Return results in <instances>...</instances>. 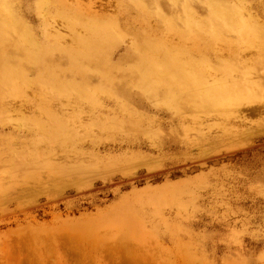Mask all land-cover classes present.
Here are the masks:
<instances>
[{
	"label": "rangeland",
	"instance_id": "rangeland-1",
	"mask_svg": "<svg viewBox=\"0 0 264 264\" xmlns=\"http://www.w3.org/2000/svg\"><path fill=\"white\" fill-rule=\"evenodd\" d=\"M260 28L264 0H0V264H264Z\"/></svg>",
	"mask_w": 264,
	"mask_h": 264
},
{
	"label": "bare ground",
	"instance_id": "bare-ground-1",
	"mask_svg": "<svg viewBox=\"0 0 264 264\" xmlns=\"http://www.w3.org/2000/svg\"><path fill=\"white\" fill-rule=\"evenodd\" d=\"M218 17H220V18L224 21V23H225L229 28H231L232 30H237V29H238L239 31H241V32L244 31V33H246L245 31H247V28H246V27H242V26H240L239 24H238L239 26H235V27L232 28L233 25L230 23V19H228V18H226L225 16H223L222 13H219V14H218ZM190 20L193 22V18H191ZM244 24H245V23H244ZM249 24H250V23H249ZM249 24H248V25H249ZM110 25H111V24H110ZM201 25H202V24H201ZM235 25H236V24H235ZM198 26H199V25H198ZM246 26H247V24H246ZM250 26H251V25H250ZM199 27H200V26H199ZM250 28H251V27H249L248 31H250ZM260 29H261V28H260ZM251 30H252V28H251ZM257 30H258V29H257ZM252 31H253V30H252ZM261 31H264V29H263V30L261 29ZM236 32H237V31H236ZM251 33H252V32H251ZM251 33H249V34H251ZM253 33H254V31H253ZM249 34H246L247 37H250ZM251 35H252V34H251ZM258 36H259V35H258ZM167 50H170V49L168 48ZM261 55H262V54H261ZM258 57H259V61H264V56H258ZM157 58L159 59L160 57H157ZM157 58L154 57V58H153L154 60H152V61L155 62ZM147 60H148L147 57L144 56V57H143V61H144V62H147ZM249 61H250L249 64H250V65H253L254 62H255V59H254V61H252V60L249 59ZM253 66H254V65H253ZM4 68H5V66H4L3 62L0 61V71L3 72V73L5 74V71H6V70H4ZM251 71H252V70H251ZM144 72H145V73H148L147 71H144ZM252 73H253V72H252ZM18 74H19V72H18ZM16 75H17V74H16ZM16 75L13 73L12 76H13L14 78L17 77V79L19 80L20 78H18V76H19L20 74H19L18 76H16ZM250 75H251V77H252V74H250ZM19 77H20V76H19ZM251 77H249V78H251ZM15 79H16V78H15ZM17 79H16V80H17ZM18 86H19V85H18ZM18 86H16L17 90L20 89V87H18ZM252 86H253V89H254L255 91H258V90L261 88V87H260V83H259V81L254 82ZM249 87L251 88V86H249ZM249 87L247 86V88H249ZM253 89H252V91H254ZM225 91H226V90H225ZM252 94H253V92H252ZM252 94H250L249 97H251V98L254 97L255 94H254V95H252ZM217 95H218L219 97H221V98H220V99L217 98L216 100H213V101L210 103V104L213 105V106H218V105H221V104L223 103V101L221 100L222 98H224L222 92L218 93ZM237 99L239 100V98H237ZM237 99H236V100H237ZM248 100H250V101H248ZM248 100H247V101H248V103H249V102H251L253 99H252V100H251V99H248ZM236 102H237V101H236ZM238 102H239V101H238Z\"/></svg>",
	"mask_w": 264,
	"mask_h": 264
}]
</instances>
